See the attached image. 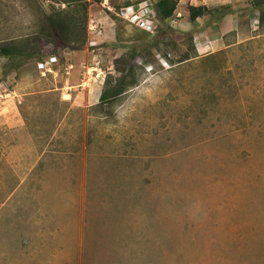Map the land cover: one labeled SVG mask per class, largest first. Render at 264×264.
Masks as SVG:
<instances>
[{
  "label": "rangeland",
  "instance_id": "obj_1",
  "mask_svg": "<svg viewBox=\"0 0 264 264\" xmlns=\"http://www.w3.org/2000/svg\"><path fill=\"white\" fill-rule=\"evenodd\" d=\"M59 1L0 0V47L29 41ZM220 1L179 0L137 42L90 4L100 33L87 26L73 51L36 46L56 76L0 57L23 124L0 115V264H264V29L251 0ZM190 5L228 10L190 23ZM135 48L137 85L100 103ZM186 50L196 57L178 62ZM36 90L56 91L24 96Z\"/></svg>",
  "mask_w": 264,
  "mask_h": 264
},
{
  "label": "trees",
  "instance_id": "obj_2",
  "mask_svg": "<svg viewBox=\"0 0 264 264\" xmlns=\"http://www.w3.org/2000/svg\"><path fill=\"white\" fill-rule=\"evenodd\" d=\"M103 1L105 0H60L59 2H62L69 7H66V10L51 9L48 13L41 12L38 29L35 31L31 39L24 43L21 47H0V57L11 59L16 56L24 55L33 61V64L37 65L39 62L45 61L48 57L43 58L41 47H36L40 43H42L43 47L51 46L53 51H55L56 48L69 49L71 51H73V49L75 50L74 46H82L87 36V10L89 5L101 4ZM141 1L143 0H135L133 2L125 0L121 4H115L110 0V5L114 11H119L122 7L136 5ZM178 1L179 0H152V7L155 15L154 21L158 20L165 23L172 20L176 14ZM249 6V11H258V27L261 30L264 29V0H251ZM226 10H228L227 6L209 9L204 5H190L187 7L186 13L189 22L194 23L197 19L206 15L217 19L218 17L224 15V11ZM105 12L113 20L114 24L115 21L118 22V20L120 22H124L125 24H129L118 18L113 12H110L107 9H105ZM156 26L155 22V27ZM134 27L138 30L136 31L137 34L134 33L131 37H129V40L137 42L139 40L149 38L152 34H154L139 29L136 26ZM154 32H156V30H154ZM190 41H192L191 38ZM190 43L191 51H195L193 43ZM134 53L139 54L140 51H137L136 48L131 49L130 51H127L123 57L115 59L114 67L116 72L121 73V75L115 80L107 81L106 84L109 86L101 93L100 103L103 104L105 102L107 103L115 100L137 85L138 78L134 75L133 68L128 65L129 59L132 58ZM163 56L164 58H167V54H164ZM191 57H196L195 53L193 56H190L189 52L186 50L181 53L178 62H184ZM143 61L147 62L150 60L145 57V60ZM69 63L72 64L70 61H66L64 64L66 66Z\"/></svg>",
  "mask_w": 264,
  "mask_h": 264
},
{
  "label": "built area",
  "instance_id": "obj_3",
  "mask_svg": "<svg viewBox=\"0 0 264 264\" xmlns=\"http://www.w3.org/2000/svg\"><path fill=\"white\" fill-rule=\"evenodd\" d=\"M105 5V4H104ZM105 8L115 13V15L129 23L130 25H134L139 29H142L146 32L153 33L155 28V15L152 7V3L150 0H143L136 5H130L126 7H122L119 11H114V9L108 5H105ZM89 31H95L100 33V30L97 29L96 26L89 25ZM57 63V58L54 55H50L43 62H39L37 64V69L39 74L44 76L45 74L54 73V67Z\"/></svg>",
  "mask_w": 264,
  "mask_h": 264
},
{
  "label": "crops",
  "instance_id": "obj_4",
  "mask_svg": "<svg viewBox=\"0 0 264 264\" xmlns=\"http://www.w3.org/2000/svg\"><path fill=\"white\" fill-rule=\"evenodd\" d=\"M220 1V0H219ZM219 1L218 0H209V2H214L213 4H220L219 3ZM203 2H204V0H203ZM221 2V1H220ZM224 2H226V1H224ZM224 2L222 3V4H224ZM230 1L228 0V3H229ZM103 3H105V5H108V3H107V0H105V1H103L100 5H101V7L105 10L106 8H105V5L103 4ZM151 3H152V1H151ZM108 6H110V5H108ZM193 6H196V5H193ZM111 7V6H110ZM105 15H107L108 17H109V15L106 13ZM110 18V17H109ZM111 19V18H110ZM111 22H112V24H113V20L111 19L110 20ZM89 25H92V26H96L97 27V29H99L100 30V27H99V23H97L96 21L95 22H93V20H91L90 18H89V24H88V26ZM73 67H72V64H67L66 65V70H71ZM54 71H56L55 69H54ZM47 74H49V73H47ZM51 75H54V76H56V73H52ZM41 76V78H45L46 77V75H44V76H42V75H40ZM37 91V90H36ZM54 91H56V90H43V91H37L36 93H35V91H28L27 93H25L24 94V96H26V97H30V96H33V95H37V94H46V95H49V94H53L54 93ZM63 96H65L66 98H63V100H70L71 99V96H70V94L68 93V92H65V94H63ZM78 96V98H81V94H78L77 95ZM76 96V97H77ZM86 96V94H84V97ZM0 98L1 99H5V101H4V103H6V104H8L7 103V100H8V98H10V100L8 101V102H10L6 107L4 106V109L3 110H1L0 109V115H2L3 116V118L4 119H2V121L5 123V124H7V126H8V128H12V127H15V128H19L20 129V127L23 125L22 124V122L21 121H19V119L18 118H16L17 117V114H18V111H17V106H19V102H20V100H21V98H22V95H20L19 94V91L17 92L16 90H14V89H12V90H10V89H8V90H3L1 93H0ZM68 98V99H67ZM27 101H29V102H31V99L29 98ZM13 106H15L14 107V109H13ZM0 107H3V105H1ZM9 107H11V108H9ZM7 111H14V112H16V114H15V116H14V119L15 120H12V122L10 121V119H9V116L7 115ZM4 138V137H3ZM3 140L4 139H2V142H3ZM38 155V154H37ZM41 155H43V154H41ZM21 184V182L19 181V183H16V187L18 186V185H20Z\"/></svg>",
  "mask_w": 264,
  "mask_h": 264
}]
</instances>
